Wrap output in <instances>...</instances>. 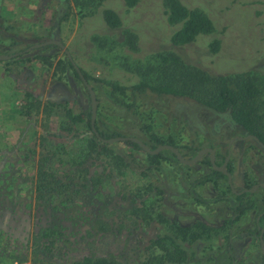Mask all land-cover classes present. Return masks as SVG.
Masks as SVG:
<instances>
[{"label": "rangeland", "instance_id": "rangeland-1", "mask_svg": "<svg viewBox=\"0 0 264 264\" xmlns=\"http://www.w3.org/2000/svg\"><path fill=\"white\" fill-rule=\"evenodd\" d=\"M181 1L189 9L205 12L215 30L175 47L171 37L180 26L167 23L163 0H142L134 8L123 0H104L85 17L73 0H67L69 14L57 40L84 73L100 82L95 84L98 114L109 123L102 125L103 130L131 135L151 126V134L178 143L195 137L205 140L203 136L214 133L208 122L219 118L196 100L144 95L128 111L110 92L112 85L139 84L137 67L152 65L161 53H176L214 78L251 76L261 92L259 101L264 102V0ZM57 7L58 0H0L7 42L17 36V41L23 39L22 48L30 37L44 36ZM105 9L119 16L120 27L105 23ZM128 32L136 36V50L127 45ZM214 40L221 42L217 54L209 50ZM47 54L43 53V61L52 67L34 57L0 62V264H73L87 256L144 264L142 241L136 237L143 235L133 223L121 220V212L133 206L135 180L122 168L132 163L131 154L122 144L101 146L103 150L94 145L84 120L74 124L70 117L71 110L79 114L76 102L50 96L56 63L60 71L68 61L62 51ZM76 86L88 107L82 85ZM48 133L59 136L49 138ZM42 154L55 155L52 173L64 180V187L40 200L36 187Z\"/></svg>", "mask_w": 264, "mask_h": 264}, {"label": "flooded vegetation", "instance_id": "flooded-vegetation-1", "mask_svg": "<svg viewBox=\"0 0 264 264\" xmlns=\"http://www.w3.org/2000/svg\"><path fill=\"white\" fill-rule=\"evenodd\" d=\"M64 1L58 0V7L53 13L46 34L30 37L29 44L22 48L23 39L17 41L20 39L17 36H14L17 40L10 39L7 42L5 34L8 28L0 17V55L12 56L11 59L0 62L24 61L34 57V60L52 67V63L46 64L43 61L46 59L42 58L44 52L50 54L62 51L66 55L60 46L50 43L59 42L66 48L62 41L57 40V34L65 20L59 26L56 24L58 14L67 10L63 6ZM36 45L43 46L37 48ZM66 57L71 65L67 64L62 73L58 70L59 62L56 63L48 88L49 94L53 98L67 97L76 102L79 114L74 115L71 110L70 117L74 124L84 120L89 130L88 138L94 145H99L103 150L102 147L108 149L122 144L131 154L132 163L122 168L129 170L130 176L135 180L132 185L133 206L130 210L121 212V220L133 223L139 234L143 235L136 237L138 241H142L144 264H264L262 136L248 133L228 113L216 112L199 101L195 102L219 118L213 124L208 122L210 128H214V133L203 136L205 140L195 137L178 143L171 138L160 139L151 134V126L143 127L141 132L131 135L103 130L102 125L109 123L102 121L98 114L100 99L95 84L100 82L84 73L73 59L70 60L67 55ZM28 72L30 71L27 70V74ZM80 75L87 80L96 96V118L93 126L90 92ZM77 82L83 87L88 107L84 105L85 97L78 90ZM62 83L66 86H62ZM137 85L129 88L112 85L110 92L122 101L121 105L128 111H133L139 103L138 98L144 95L183 97L159 96L149 90L133 91ZM114 86L122 88L125 93L114 90ZM93 128L102 139L126 140L105 144L99 140ZM58 136V133H48L47 137L55 139ZM131 138L140 140L152 151L160 146H171L178 150L185 162H193L203 150H207V153L196 162L186 164L169 149L150 155L137 143L129 140ZM61 152L64 153V149ZM65 152L68 153L66 150ZM51 158L52 163L47 168H52L55 162V155H51ZM55 178L60 181L62 190L64 180L57 174ZM53 233L55 232L46 235ZM102 259L118 264L109 258Z\"/></svg>", "mask_w": 264, "mask_h": 264}, {"label": "trees", "instance_id": "trees-1", "mask_svg": "<svg viewBox=\"0 0 264 264\" xmlns=\"http://www.w3.org/2000/svg\"><path fill=\"white\" fill-rule=\"evenodd\" d=\"M123 1L128 8H134L142 0ZM103 2L104 0H73L75 8L83 17L94 14ZM163 5L166 9L167 23L172 27L180 26L171 37V43L175 47L189 45L200 35L214 33L213 21L202 10L189 9L181 0H163ZM63 6L67 10L59 13L56 17L58 26L67 19L69 14L67 0L63 2ZM102 14L109 27H120V18L113 10L105 9ZM126 37L130 49L136 50V36L128 32ZM220 49L221 42L219 40H214L209 46V50L213 54H217ZM68 65H71L69 61ZM65 68L60 71L63 73ZM137 71L142 80L133 88V91L145 92L149 90L159 96H183L199 101L216 112L228 113L235 123L248 133L258 137L262 136L261 139L264 141V102L259 101L258 96L261 92L253 77L238 75L214 78L203 70L189 65L173 52L157 55L156 61L152 65L138 66ZM113 89L125 93L122 88L114 86ZM134 147L138 146L134 145ZM50 163H52L51 155L46 154L39 164L36 191L40 200L58 192L61 188L60 181L56 180L52 169L47 168ZM35 264L48 263L36 262ZM73 264L116 263L108 259L86 257Z\"/></svg>", "mask_w": 264, "mask_h": 264}, {"label": "water", "instance_id": "water-1", "mask_svg": "<svg viewBox=\"0 0 264 264\" xmlns=\"http://www.w3.org/2000/svg\"><path fill=\"white\" fill-rule=\"evenodd\" d=\"M50 43H54V44L60 46V47L64 50V52L66 53V55L68 56V58H69L70 60H72L70 53L68 52V50H67V49H66L61 43H59V42H50ZM43 45H44V44H43ZM43 45H36L35 47L39 48V47H41V46H43ZM11 58H12V56L0 55V61H6V60H9V59H11ZM77 70L79 71V69H77ZM80 76H81V75H80ZM81 77L83 78V81H84V83H85V85H86L88 91L90 92V96H91V101H92V126H93V125H94L95 118H96V107H97L96 96H95V93H94V91L92 90L91 86L88 84L87 80H86L83 76H81ZM93 131H94V133L96 134V136L99 138V140H100L101 142L105 143V144H110V145H111V144H114V143H116V142L126 140V139H124V138H114V139H109V140L102 139V138L98 135V133H97V131H96L95 128H93ZM129 140H131V141L137 143V144H138V145H139L144 151H146V152H147L148 154H150V155H157V154H159L162 150H164V149H169V150H171L172 152H174V153L176 154V156L178 157V159H179L181 162L186 163V164H192V163L196 162V161L199 160V159H200L205 153H207V150H203V151L199 154V156L196 158V160H194L193 162H185V161L183 160V158L181 157V155L178 153V150L174 149V148L171 147V146H160V147H158L157 150L152 151V150H150V149H149L144 143H142L140 140L132 139V138L129 139ZM221 170H222V169H221Z\"/></svg>", "mask_w": 264, "mask_h": 264}]
</instances>
